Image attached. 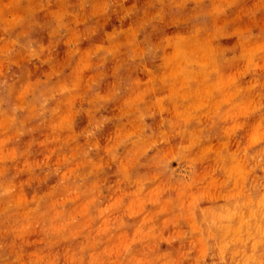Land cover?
<instances>
[{
  "label": "rangeland",
  "instance_id": "374dc122",
  "mask_svg": "<svg viewBox=\"0 0 264 264\" xmlns=\"http://www.w3.org/2000/svg\"><path fill=\"white\" fill-rule=\"evenodd\" d=\"M0 264H264V0H0Z\"/></svg>",
  "mask_w": 264,
  "mask_h": 264
}]
</instances>
